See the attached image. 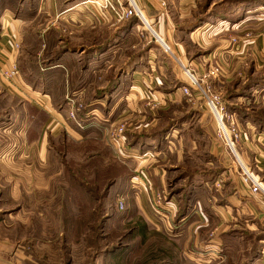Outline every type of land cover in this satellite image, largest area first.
Here are the masks:
<instances>
[{
    "label": "rangeland",
    "instance_id": "374dc122",
    "mask_svg": "<svg viewBox=\"0 0 264 264\" xmlns=\"http://www.w3.org/2000/svg\"><path fill=\"white\" fill-rule=\"evenodd\" d=\"M19 2L20 0H0V8L9 7L17 10ZM82 2L84 0H26L20 10L21 16L28 23L24 40L16 49L17 52L21 53L20 64H15L16 66L13 67L16 72L14 78L6 80L1 75L2 81L0 82V219H3L0 225H3L5 230L11 229L9 246H14V251L17 250V252L23 247V255L35 257L32 247L39 243L43 246L44 256L41 262L44 264H195L196 260L193 259V256L180 255L179 241L176 242L165 237L170 235H177L178 237L180 231L185 230L186 226L181 228L180 219L175 218L176 215L164 222L158 218L150 206L147 214L152 223H148L141 212L139 213L134 199L135 189L126 180V177L129 175L131 177L135 173L128 168L126 160L123 162L119 160L110 139L111 131L123 122L107 127L104 138V146L107 152L102 149L103 156L99 158L95 153L99 149L93 150L92 144L83 139L84 133H81V131L85 132V125L81 121L85 114L82 115V112L78 114L81 125L78 127L68 116V106L66 105L67 97H73L70 99L84 102L87 105L102 96L103 109L108 108L110 106L108 103L114 100L112 96L119 97L121 96L119 94L124 92L126 82L123 81L121 87L119 85L122 72H127L132 67L140 68L144 72L148 71V55L150 54L155 61L157 59L164 61L163 58L170 61L168 66L171 76L166 73L169 87H184L189 82L182 70L184 65L176 59L172 48V54L165 53L162 46L154 40L150 31L139 20L128 25L113 24L111 21L115 26L107 28L103 33H101L102 31L93 32L95 30H88L87 32L82 26L77 27L78 22L81 21L79 17L99 11L94 5H84ZM232 2V0L221 2L219 9L227 7ZM212 11L208 14L205 12V15L201 17L207 19ZM199 18L196 16L195 19ZM82 23L84 21H81ZM135 23L139 27H136ZM150 23L153 29L157 31L154 23L151 21ZM177 36L183 41V46L189 52L188 57L190 59L201 58L200 55L204 51L198 52L196 50L194 45L186 39L184 30L177 32ZM148 49H152V52H149ZM99 55L102 56L101 59H99ZM78 56H81L79 65L82 70L84 60L89 57H98V59L93 60L87 69L90 71L89 77L77 81L79 82L78 85L76 84L77 87L88 86L86 93L67 92L62 103H60L61 108L56 110L58 117L51 115L53 122L50 123V127L46 131L47 143L44 146L50 155L45 151L46 156L42 162V168L39 167L37 172L36 162L39 165L41 160L19 157V152L23 149L19 142L21 133L19 121L25 112L21 103L26 102V115L32 121L28 134L32 132L35 135L37 129L41 130L40 126L51 120V116L47 111H37L38 109L26 101L28 98L24 97L25 92L22 91V84L27 83L33 88L41 84L45 86V83L54 80L53 72L59 63V58H65V62L70 64L71 60H75ZM201 68L203 73L201 70L198 71L191 67L200 87H203L206 94L205 90L209 89L210 93L218 95L220 100L226 104L225 108L228 112H234L238 116V120L247 124L243 117H250L251 119L253 117L257 127L264 129V106L252 104V94L248 92L249 88L241 93V90L236 91L234 87L236 83L238 85L241 81L224 82L221 66L204 65ZM214 68L219 69L217 76L207 78L208 72ZM162 74H164V70ZM158 76L160 82H163L164 77L162 78L159 72ZM257 76L255 81L251 83L250 89L259 85L261 77L260 75ZM55 78L59 82L66 83V79L62 80L57 76ZM255 82L257 83L253 86ZM39 83L40 85H38ZM248 83L246 81L242 84ZM117 85L120 87L118 92L121 93L116 95L114 93L117 92ZM159 87L167 88L162 83ZM234 91L237 93L234 94ZM104 94L107 95L106 98L103 96ZM147 96L149 95L145 96L143 103L155 102L153 99H147ZM177 97L178 99H172L173 102H177L171 103L170 106L160 105L150 109L145 103V107L149 108L150 111L157 112L156 119H159L157 126L148 131L146 135L160 138L177 129L176 140L182 137L181 144L184 148L189 146L192 136L197 140L203 138V141H200L203 145L202 160L195 159L194 153L186 155L188 150L184 151V159H178V161L176 156L172 157L167 153V159L159 163V165H163L161 167H164L165 187H161L163 184L159 182L158 177L155 178L154 176V182L149 180L150 186L152 185L154 189L150 195L148 193L150 205L155 191L164 190L167 194L166 199L174 196L175 206L179 207L181 202L177 196L179 192L176 190L180 189L181 186L192 190L198 184L204 187L203 185H209L213 182L215 185L217 179L214 180V178L219 175L220 169L216 164L214 167L207 165L206 163L210 160L205 154L208 152L209 142L214 139L229 158L228 151L216 136L215 122L205 107L204 96L200 89H191V96L189 97L183 94L180 98ZM156 101H158L155 102L158 105L163 102V100ZM202 114H207L208 120L200 121ZM209 118L213 128L209 126ZM90 119V124L94 125L89 127L98 128L102 126L99 118L93 116ZM58 121H61L62 128L60 127L57 132L53 128H57L55 124ZM73 129L82 134L80 141L73 142L70 136V131ZM253 129V134L258 135L257 129ZM142 131L141 134H145ZM244 134L249 135L250 133L245 131ZM208 136L209 142H207ZM137 138L143 139L142 141L147 140L144 135ZM84 141L89 142L91 149L85 145ZM249 141L243 140L237 148L245 163H247L245 147ZM149 146L152 147V144L150 143ZM176 146H173L175 151H177L179 144ZM160 151L163 152V150ZM165 151L167 152L166 149ZM145 152H151V150ZM190 152L193 151L190 149ZM26 163L32 166L33 170H28V192L24 191V195L21 196L19 184H25L26 176H21L20 171L23 170L22 167L25 168ZM55 163L59 168L58 174L60 173L61 185L62 183L65 184L59 190L57 203H55V199L49 200V203L42 202L43 193L41 192V196H36L37 191L34 186L37 183L51 182L55 177L54 173H56L54 171ZM229 164L232 166L231 160ZM199 166L200 169L197 168V172L196 167ZM184 173L188 176L185 181L181 180L182 177L180 176ZM143 176L141 175L142 179L145 178ZM119 179L121 180L118 181ZM189 179H192L193 182L186 184ZM154 185L156 188L153 187ZM50 198L47 196L44 197V200ZM26 201H28V205L33 201L32 208L25 207ZM35 211L44 215V220L35 223L34 221L37 219L35 217L32 221L34 223L19 222L22 212L27 216H33ZM164 215L169 217L170 212H165ZM56 218L59 219L58 224ZM27 229L28 232L25 234ZM36 229L45 231V234L42 236L39 233L38 236H35ZM190 230L191 228L187 229V232ZM57 231L58 237L55 234ZM138 232L141 234L140 238L137 239L135 236ZM51 245L57 247L58 253H55L57 256H54L47 249ZM11 257L15 260L18 259L15 256Z\"/></svg>",
    "mask_w": 264,
    "mask_h": 264
},
{
    "label": "crops",
    "instance_id": "0c3cea01",
    "mask_svg": "<svg viewBox=\"0 0 264 264\" xmlns=\"http://www.w3.org/2000/svg\"><path fill=\"white\" fill-rule=\"evenodd\" d=\"M24 1L26 0H20L17 10L9 7L0 8V82L2 81L1 75L3 72H10L16 66L15 64H20L21 53L17 52L18 50L13 47V44L17 43L21 45L28 27V23H26V20L20 13L21 8L24 6ZM223 1L230 0H136L144 14L154 23L160 40H164L173 49L176 58L184 67H193L202 72L201 67H204V65L221 66L224 82L241 81L240 84L237 85L236 83L234 85L235 90H241V93H244L243 90L249 88L248 92L252 94V104L264 106V0H232V5L229 4L227 7L219 9V5ZM211 9L214 10L212 11ZM210 11H212L210 17L207 19L201 17L205 15V12L208 14ZM88 14L90 15L79 17L84 23L81 24V21H79L77 27L80 28L82 26L84 31L95 30L93 32L102 31L101 33H103L107 28L115 26L112 24L109 15L101 10L94 12V14L92 12ZM146 15H143V21L146 25H149L151 23ZM196 16L197 18H201L196 20ZM129 21L127 23L124 22L123 25L133 22L132 20ZM136 27L139 26L136 25ZM182 28H184L186 39L194 45L196 50L198 52L204 51L201 53L200 59L196 57L190 59L188 57L189 52L184 48L183 41L177 36V32L183 31ZM135 29L137 30L138 28ZM148 51L152 52V49H148ZM99 56V59H101L102 56ZM64 59H58L59 63L54 68V80L52 79V82L45 83V86L39 83L38 85L40 86H36V88L27 83L22 84V91L25 92L24 97L33 99H26V101L38 109L37 111H47V113H50V116L58 117L56 110L61 108L60 103H62L67 92H74L76 94L78 92L86 93L88 86L86 85L83 88L77 87L79 83L77 81L89 77L90 71H87V69H89L93 60L98 59V57H89L84 60L83 70L79 65L81 56H78L75 60H71L70 64H67L68 62H65ZM163 59L164 61L158 59L155 61L154 57L150 54L148 55V71L144 72L140 68L132 67L127 72H122L119 85L121 87L122 82H126L123 89L124 92H118L120 87L117 85V92L114 93L116 95L117 93H121L119 94L121 96H112L114 100L108 103L110 106L105 108L106 110L103 109V106L94 107L102 126L98 128L89 127L94 124H90L89 121L91 119H86L84 116L81 121L85 125L84 131L86 133L80 130L81 133H84L83 139L92 144L93 150L99 149L95 153L100 158L103 156L102 149H105V152H107L104 146L107 127L123 122L126 129V139L124 144H119L117 152L122 154L124 147H126V153H123L127 161L126 165L135 173L131 177L130 175L126 177V180L135 189L134 199L136 206L139 213L141 212L143 218L148 223H152L150 216L147 214L151 206L149 195L154 190L152 185L150 186L149 180L151 179L154 182V176L155 178L158 177L159 182L163 184L161 187H165L164 167H161L163 165H159V163L167 159L166 154L168 153L172 157L176 156L177 161L178 159H184V151L186 150H188L186 155L194 153L197 160H202L203 154V145L200 143V141H203V138L197 140L192 136L189 146L184 148L181 144L182 137L176 140L177 129L168 133L167 136H161L160 138L146 135L148 131L157 126L159 119H156L157 112L150 111L149 108L145 107L146 102H142L145 96L149 95L147 99H153L155 102H158L156 100H163L159 106H170L171 103L177 102H173L172 99H178L177 96L180 98L182 95L181 87H169L166 73L171 76L168 66L170 61L166 58ZM163 70L164 74H162ZM158 72L162 78L164 77L163 82H160ZM257 75L261 77L259 79L260 83L250 89L251 83L258 77ZM56 76L62 80L66 79V83L59 82L55 78ZM246 81L249 83L242 84ZM161 83L163 86L166 85L167 88H160L159 85ZM256 83H253V86ZM103 96L106 98L107 95L104 94ZM101 97L94 101L103 102ZM21 105L24 107L25 112L19 121L21 128L19 142L21 143V147H23L19 152V157L41 160L39 165L36 162L38 172L39 167L42 168V162L46 156L45 151L49 154L48 150L44 149V146L47 143L46 131L50 127V123L53 122V118L51 116V120L48 123L40 126L41 130L37 129L35 135L32 132L28 134L32 121L26 115V102L21 103ZM243 118L246 120L248 127L252 129L256 128L258 132V135L249 136L250 141L245 147V160L252 171L259 176L264 186V129L257 127L253 117L252 119L250 117ZM206 119L208 120L207 114H202L200 121ZM55 125L57 128H53V130H59L62 125L61 121H58ZM209 126L213 128L211 120ZM141 131L145 134H141ZM70 133L73 142L80 141L81 133H78L74 129ZM141 135L146 136L147 140L142 141L143 139L137 138ZM246 136L248 137V135ZM209 141L210 138L208 136L207 142ZM84 142L91 149L89 142ZM150 143L152 147L149 146ZM175 145L178 146L177 151L173 149ZM29 147H35V149H29ZM190 149L193 152H190ZM207 149L208 152L205 154L210 161L206 164L213 167L214 164L219 166L220 173L214 180L218 178L220 180L223 179V184L220 188H216L212 182L209 185H203L204 187H201L199 184L195 185L192 190L183 186L177 189L178 191L176 190V192H179L177 196L180 198L179 201L181 203L179 207L177 205L174 206L177 213H175V218L180 219L181 228L184 226L186 228L185 232L180 231L178 237L177 235L165 237L169 240L171 238L176 242L179 241L180 255L193 256V259L196 260L195 264H264V199L259 195H252L242 185L238 172L230 166V159L215 139L209 142ZM146 150H151V152H145ZM108 153L111 154L110 151ZM22 168L23 170L21 169L20 175L26 176V181L25 184H19L22 192L21 196L24 195V191L28 192V170H33V167L29 166L28 163H26L25 168ZM197 168L200 169V166L196 167L198 172ZM180 169L184 170L183 168ZM54 171L56 172L54 173L55 177L50 183H37L34 186L37 191L36 196H41V192L43 193L42 202L49 203V200L53 201L55 199V203H57L56 199L59 197V190L65 184L62 183L61 185L60 173L58 174L59 168L56 166V163ZM141 175H144L145 178L142 179ZM180 176L183 181L188 177L185 173ZM191 182H193L192 179H189L186 184H191ZM153 187L156 188L155 185ZM47 196L51 198L44 200V197ZM32 202L28 205V201H26L25 207L32 208ZM171 202L175 205L174 196H172ZM177 203L179 204V202ZM36 207H38L37 204ZM35 217L37 218L34 221L35 223L44 220V215L39 212L35 211L33 216H27L22 212L19 222L25 224L34 223L32 221ZM56 220L58 224L59 219L56 218ZM0 222H3V219H0ZM189 228L191 230L187 232ZM27 232L28 229L25 231V234ZM10 233L11 229L5 230V227L0 225V264H44L41 262L44 256L42 245L36 243L32 247L35 257L25 256L23 255V247L17 252V250L14 251V246H9ZM39 233L43 236L45 231H38L36 229L35 236H38ZM55 234L58 237V231ZM140 234L138 232L135 237L137 239L140 238ZM47 249L54 256H57L55 254L58 253L56 246L51 245ZM11 256H15L18 259L15 260Z\"/></svg>",
    "mask_w": 264,
    "mask_h": 264
},
{
    "label": "built area",
    "instance_id": "2783aa9c",
    "mask_svg": "<svg viewBox=\"0 0 264 264\" xmlns=\"http://www.w3.org/2000/svg\"><path fill=\"white\" fill-rule=\"evenodd\" d=\"M82 3L84 5H94L97 9L108 14L113 24H122L124 22H127L131 18H136L145 26V28L150 31L154 40L162 46L163 51L165 53L172 54L170 46L164 40H160V38L158 37L159 34L157 33V31H155V29H153L152 24L146 25L144 23L143 15L145 14L143 10L138 6L136 0H85ZM13 47L15 49H18L19 45L15 43L13 44ZM182 70L189 80V82L186 83L184 87H181L182 94L189 97L191 96V89H200V92L204 96L205 107L208 113L211 115L213 121L215 122L216 136L228 151L232 167L235 168L238 172L242 185L247 188L252 195H259L264 199V186L261 179L251 170L249 165L244 162L243 158H241L240 153L237 151V148L240 146L243 140L246 139V141H248L249 136L251 137L254 135V129L248 127V125L243 123V121L238 120V116L234 112H228L225 108V104L220 100L218 95L210 93L209 89L205 90L207 92L206 94L203 90V87H200L196 75L191 67H182ZM218 72L219 69L214 68L213 70H210V72H208L206 77L208 78L210 76H217ZM15 75L16 72L14 68H12L10 72L2 73V76L6 80L14 78ZM70 98L73 97L66 98V105L68 106V116L78 127H81L80 120L78 119L79 113L82 112V114H85L86 119L93 116L98 118L94 107H104L103 102L100 101H93L86 105L84 102L82 103ZM146 103L147 106L150 107V109L154 108L155 106H159L158 103L151 101H147ZM245 131L250 133L248 137L246 136V134H244ZM124 132L125 125L122 123L116 126L110 134L112 145L115 147L118 158L122 162L125 161L123 153H126V147L123 146L124 151L122 152V154H119L117 150L120 143H125ZM222 184L223 179L220 180V178H218L215 182L216 188H220ZM166 197L167 194L164 190H161L160 192L155 191L153 192V197L151 200V207L156 212L158 218L160 220H164V222L165 220L168 221V219H172V216L175 217L176 213H174L175 205L171 202V198L166 199ZM165 212H170V216L168 217V215H164Z\"/></svg>",
    "mask_w": 264,
    "mask_h": 264
},
{
    "label": "trees",
    "instance_id": "16d2710c",
    "mask_svg": "<svg viewBox=\"0 0 264 264\" xmlns=\"http://www.w3.org/2000/svg\"><path fill=\"white\" fill-rule=\"evenodd\" d=\"M130 20H132V21H135V22L137 21V19H136V18H131Z\"/></svg>",
    "mask_w": 264,
    "mask_h": 264
}]
</instances>
